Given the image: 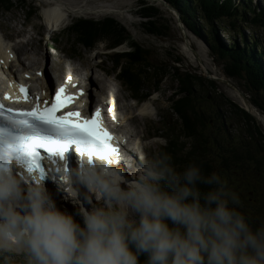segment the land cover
<instances>
[{
    "label": "clouds",
    "instance_id": "1",
    "mask_svg": "<svg viewBox=\"0 0 264 264\" xmlns=\"http://www.w3.org/2000/svg\"><path fill=\"white\" fill-rule=\"evenodd\" d=\"M56 175L74 214L38 175L0 164V264H264V223L254 226L220 175L195 162L178 170L157 151L122 168L78 155Z\"/></svg>",
    "mask_w": 264,
    "mask_h": 264
},
{
    "label": "trees",
    "instance_id": "2",
    "mask_svg": "<svg viewBox=\"0 0 264 264\" xmlns=\"http://www.w3.org/2000/svg\"><path fill=\"white\" fill-rule=\"evenodd\" d=\"M9 1L21 3V0H0V5L9 4ZM160 1L177 13L185 31L205 40L214 54L224 60L226 77L242 81L243 94L250 106L264 116V69L260 61L264 56L254 49L252 52L240 49L235 42L239 26L250 30L261 27L246 16L250 15L248 9L243 5L231 7L229 2L219 3V0ZM25 13L28 16L33 11L25 10ZM136 15L146 34L160 38L168 36L172 19H165L158 6L138 0ZM101 24L92 18L75 19L68 27L66 41H70L72 48L87 50L106 42L110 43L109 49L127 45L129 50L108 55V61L120 81L136 95L149 89L151 84L159 90L163 80L170 78V82L176 84L174 97L177 96L170 99V110L180 125V135L170 145L176 152L191 146L188 159L186 156L178 160L183 164L197 163L205 174L219 171L227 188L238 197L234 205L237 210L254 226L264 223V129L259 122L226 96L214 79L196 71L182 70L180 55L173 58L169 73H166L163 71L166 64L153 65L149 50L133 41L116 22L108 19ZM220 30L228 34L229 47L218 42ZM52 40L62 42L57 35ZM177 138H182L183 142L178 144Z\"/></svg>",
    "mask_w": 264,
    "mask_h": 264
},
{
    "label": "rangeland",
    "instance_id": "3",
    "mask_svg": "<svg viewBox=\"0 0 264 264\" xmlns=\"http://www.w3.org/2000/svg\"><path fill=\"white\" fill-rule=\"evenodd\" d=\"M25 1L30 2L32 6L37 9L40 8L41 11L29 21H26L25 9L22 8L21 3L16 4L14 1H9V4L11 5L7 4V7L10 9V11H0V27L5 29L4 35H6L7 38L10 39V36L18 34L20 40H25L18 43L11 42V47L14 50H18V48L20 49V45H22V43L33 39V41L35 42L33 47L35 49L36 47H38L40 54H44L47 59L49 58L48 70H50V73L53 72L54 75H57L59 73L62 75L63 72L69 68L68 64L72 63V61L68 60L65 55L61 54H67L66 52L74 54V52L70 51L72 48L70 41H66L68 37L66 36V34L71 22L78 18H92L103 24L104 21L109 19L113 20L120 27L125 29L126 32L131 36L132 40L138 43L142 48L149 50V53L151 54V62L153 65L160 66L159 63H164L166 65L164 66L163 71L169 73V65H172L173 58L177 55H180L183 59L182 65L180 67L182 70H190L193 72L196 71L197 73L202 74L210 79H214L219 84L221 91L224 92L226 96H228L237 104L247 108L249 112L251 111L250 113H253L252 108L248 107L249 102L246 98L247 96L243 94L244 91L242 90V81H234L233 79H229L228 77H226L223 71V66L225 65L224 60H220L217 55L214 54L212 48H210V46L205 43V40L199 39L193 36L190 32L185 31L177 19V13L169 9L167 5L160 0L146 1L156 7L158 6L165 19H172V22L169 21V25L171 28L168 36L161 38L148 35L140 28V19L136 15L138 0H61V10L64 15L60 20L61 22L59 23V29L57 30L60 32H56L53 34L49 32V28L45 23V19H43V17H45V8H48L51 3H53V0ZM241 1L242 0H234L231 1L230 4H238ZM244 2L247 3V5H249L251 8H256V11L260 10L264 6L260 1L256 3V0H251L250 3H248V1L246 2L245 0ZM24 22H27V24L24 25ZM249 34H254L256 36L255 40L264 53V29H254L251 30L250 33L248 31H245V35ZM56 35L60 36V40L62 42H51V36L52 38H55ZM219 41L220 44L222 46L225 45V47H228V44L231 43V41H229L228 34L224 31H218V42ZM236 43L238 45V48L243 47L239 38H237ZM109 44L110 43L108 42L100 43L96 45L93 50H87L80 47H73L72 49H74L73 51H76V54H78L79 56L77 62H80V64L86 66L89 69L87 72H91L90 78L93 79V81L95 78H100L99 82L94 81L95 84L98 85L99 83H101V81H103L104 85L107 86L106 90L111 91L108 92V94L115 93L121 99L120 103L127 105L130 113L129 121L127 123L131 122L132 124H134L132 134L133 137L143 136V139L146 138L147 135H145L143 131L139 130L138 128V124L140 125L142 122H144V127L149 130L151 135H163V133L157 134L156 129H160L159 132L163 131L165 133L163 136L164 139L159 141L163 144V146L156 145L152 140L153 137H148L147 140V145L150 148V153H148L149 155L157 151H162L164 147V141L169 140L168 129L170 127L176 128L178 126V121L175 115L171 114L172 111L169 110L170 99L172 97H177H174V87L176 86V84L174 82H170V78H166L159 85V90L157 92H153V84H151L149 89L143 90V94H149V96L145 95L144 105H142V110H144L146 106H149L147 115L148 118L139 116V111L141 109L136 108V110H134V101L130 99V93L115 80L114 76H112L113 73L111 74L112 64L109 63V58L107 59L105 55V53L107 52L105 48L109 46ZM127 49V45H122L116 50L120 52ZM28 50L29 51H27L25 55H20L21 61L26 65L28 64V56L32 57V50ZM50 54L53 55L52 59H50V57L48 56ZM80 56L82 58H80ZM55 61L60 65L62 73L61 70L54 66ZM61 63L63 68L61 66ZM99 66L102 69L99 68ZM21 67L22 64H17L15 65L13 70L16 71ZM52 68H55L56 70L52 71ZM107 74H111V76ZM112 90L116 91L113 92ZM95 96H97L96 93ZM98 98L99 96L95 98V103L96 101H98V103L100 102L99 100L101 99ZM156 113H158L157 116L155 115ZM257 113L260 114L258 111ZM132 115L138 117L132 120ZM150 116L154 119V121L151 123H146L147 119H149ZM260 116L261 119H259L258 116H255L254 118L264 129V116L261 114ZM188 147L191 149V146L188 145ZM86 201L85 205H87ZM68 202L63 199V204L68 205ZM68 206L71 205L69 204Z\"/></svg>",
    "mask_w": 264,
    "mask_h": 264
},
{
    "label": "snow or ice",
    "instance_id": "4",
    "mask_svg": "<svg viewBox=\"0 0 264 264\" xmlns=\"http://www.w3.org/2000/svg\"><path fill=\"white\" fill-rule=\"evenodd\" d=\"M68 83H71V77L64 86L53 89L51 102L43 101V107L39 98L30 110L6 107L0 101V164L5 160L15 162L29 174H36L43 180L45 170L42 162L46 158L53 163L58 158L64 162L67 170L65 154L73 143L80 145L78 155L87 156L90 162L93 157L107 160L119 154V149L112 143L113 135L103 126L100 109H96L91 118L82 117L79 111L64 112L78 96L84 95L82 91L78 95L68 94ZM17 87L19 97L13 100L11 95L5 93L3 100L29 103L27 87ZM81 149L88 150V154L85 155ZM42 152L46 155H42Z\"/></svg>",
    "mask_w": 264,
    "mask_h": 264
},
{
    "label": "bare ground",
    "instance_id": "5",
    "mask_svg": "<svg viewBox=\"0 0 264 264\" xmlns=\"http://www.w3.org/2000/svg\"><path fill=\"white\" fill-rule=\"evenodd\" d=\"M61 7H62L61 0H53V3H51V5L48 8L47 7L45 8L44 19H45V23L49 29H53L56 25H58L61 22L60 20L63 18V15H64L62 10H61ZM4 42L5 41L0 38V59H2L3 61H7L8 57L10 55L16 56L18 59V62L22 63V68H23L22 73H30L32 71L35 72V71L41 70L43 72V78H42L41 83H40L41 89L48 91L50 86H52L53 83H55L57 80L60 79V77H61L60 73L57 75H54L53 72L50 73V70H48L49 58L47 59L44 56V54H40L38 47H36V49L33 47L35 44L33 39H31L30 41H26V42L22 43V45H20L21 48L20 49L18 48V50L17 49L14 50L10 45L4 44ZM28 49L32 50V52H31L32 57L28 56V58H27L28 64L26 65V64H23V62L21 61L20 55H22V54L25 55L27 53V51H29ZM48 56L50 57V59L53 58L52 54H50ZM54 66L62 71V69L60 68V65L57 64L56 61L54 63ZM61 66H62V63H61ZM62 68H63V66H62ZM99 68H101V67L99 66ZM54 70H56V69L52 68V71H54ZM11 74H13V73L11 72ZM90 77H91V72L88 74L87 86H86L87 90H88V101H89V103L94 104L96 97L99 96L98 99H101L103 96V93H108L111 91L106 90L107 86L104 85L103 81H101V83H99L98 85L95 84L94 81L99 82L100 78L99 79L95 78L93 81V79H91ZM95 93L97 96H95ZM103 100L104 99H101V101H103ZM97 104H98V102H97ZM111 104L117 105L116 101H114V100L111 101ZM248 107L252 108V112H253L252 114H254L255 116H258L259 119H261L260 114H258L257 111L252 106H250V104H248ZM142 111H145V109ZM137 117L138 116L132 115L131 119L134 120ZM119 118H120V124H122L123 119L120 116H119ZM144 137H145V135H144ZM130 138H131V136H130ZM134 138H139L140 140H144L143 136H141V137L137 136ZM143 150H144V146H142L141 148L139 147V148H137L136 153H141ZM136 160H138V159L133 158V161H136ZM50 194L52 195L53 199H55L58 207L62 205L65 209H71L72 208V206H68L69 204L68 205L63 204V198L65 197V195H63V193H58V192L53 191ZM79 197L85 203L86 197H85V194L83 191H81L79 193ZM65 201L68 202L69 199H67ZM61 210H63V209H61Z\"/></svg>",
    "mask_w": 264,
    "mask_h": 264
},
{
    "label": "water",
    "instance_id": "6",
    "mask_svg": "<svg viewBox=\"0 0 264 264\" xmlns=\"http://www.w3.org/2000/svg\"><path fill=\"white\" fill-rule=\"evenodd\" d=\"M244 108V107H243ZM245 109V111L247 112V113H249L250 115H252L253 117H255L252 113H250L246 108H244Z\"/></svg>",
    "mask_w": 264,
    "mask_h": 264
}]
</instances>
